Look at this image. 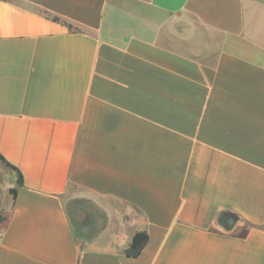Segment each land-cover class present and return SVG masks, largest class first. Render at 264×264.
<instances>
[{
  "label": "crops",
  "instance_id": "crops-1",
  "mask_svg": "<svg viewBox=\"0 0 264 264\" xmlns=\"http://www.w3.org/2000/svg\"><path fill=\"white\" fill-rule=\"evenodd\" d=\"M0 216V264H264V0H0Z\"/></svg>",
  "mask_w": 264,
  "mask_h": 264
},
{
  "label": "trees",
  "instance_id": "trees-1",
  "mask_svg": "<svg viewBox=\"0 0 264 264\" xmlns=\"http://www.w3.org/2000/svg\"><path fill=\"white\" fill-rule=\"evenodd\" d=\"M48 17H51L53 20L59 21L61 20L58 16L52 15L48 12H44ZM64 23H66L69 28L71 29H77V27H75L72 23L63 21ZM1 159L9 166L13 167L14 169H17L15 166H13L12 164H10L8 161H6V159L1 156ZM18 183L22 184L23 183V176L21 174V172H18ZM14 195L16 194V189L15 188H11L10 190ZM3 217L0 216V222L2 221ZM148 240V234L147 232L143 231V232H138L135 234V236L133 237L132 243L130 245V247L127 249V254L130 256H137L140 254L143 246L145 245V243Z\"/></svg>",
  "mask_w": 264,
  "mask_h": 264
},
{
  "label": "water",
  "instance_id": "water-1",
  "mask_svg": "<svg viewBox=\"0 0 264 264\" xmlns=\"http://www.w3.org/2000/svg\"><path fill=\"white\" fill-rule=\"evenodd\" d=\"M229 222H230V223H232V222H233V218H232V217H230V219H229Z\"/></svg>",
  "mask_w": 264,
  "mask_h": 264
}]
</instances>
